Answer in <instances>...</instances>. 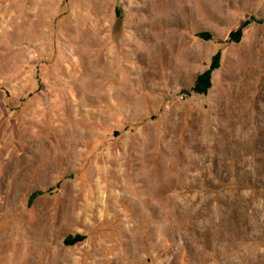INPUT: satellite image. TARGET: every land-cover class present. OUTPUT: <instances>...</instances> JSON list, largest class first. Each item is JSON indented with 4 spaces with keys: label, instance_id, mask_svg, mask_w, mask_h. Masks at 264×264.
Segmentation results:
<instances>
[{
    "label": "rangeland",
    "instance_id": "obj_1",
    "mask_svg": "<svg viewBox=\"0 0 264 264\" xmlns=\"http://www.w3.org/2000/svg\"><path fill=\"white\" fill-rule=\"evenodd\" d=\"M0 264H264V0H0Z\"/></svg>",
    "mask_w": 264,
    "mask_h": 264
},
{
    "label": "trees",
    "instance_id": "obj_2",
    "mask_svg": "<svg viewBox=\"0 0 264 264\" xmlns=\"http://www.w3.org/2000/svg\"><path fill=\"white\" fill-rule=\"evenodd\" d=\"M204 78H205V84H208V81H209V77H208V74H204ZM206 87L204 88V91H205ZM203 92V91H202Z\"/></svg>",
    "mask_w": 264,
    "mask_h": 264
}]
</instances>
